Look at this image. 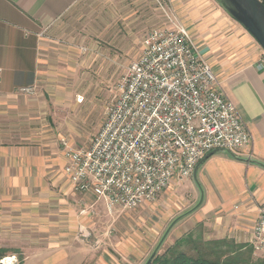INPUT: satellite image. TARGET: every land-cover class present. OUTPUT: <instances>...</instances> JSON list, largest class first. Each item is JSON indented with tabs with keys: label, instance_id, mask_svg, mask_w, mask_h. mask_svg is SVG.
Wrapping results in <instances>:
<instances>
[{
	"label": "crops",
	"instance_id": "0c3cea01",
	"mask_svg": "<svg viewBox=\"0 0 264 264\" xmlns=\"http://www.w3.org/2000/svg\"><path fill=\"white\" fill-rule=\"evenodd\" d=\"M84 2L0 0V196L7 203L14 196L10 207L19 208L14 214H19L21 207L16 198L21 196L22 176L41 179L49 175V68L59 61L56 51L61 43L67 50L62 46L60 51L68 55L79 50L76 48L84 39L78 28ZM170 3L181 19L180 8L190 10L183 26L252 135L251 145L239 154L218 151L197 168L191 183L195 205L185 223L189 230L203 226L211 241L251 246L257 209L264 203V70L257 68L263 52L211 0ZM22 89L34 93L28 95ZM249 152L252 160L247 164ZM82 196L86 205L92 206L94 198ZM44 218L48 223L49 217ZM57 236L69 234L61 231ZM45 237L49 238L47 230ZM20 251L11 254L24 256L18 258V264H119L116 256L100 245L81 248L62 243Z\"/></svg>",
	"mask_w": 264,
	"mask_h": 264
},
{
	"label": "rangeland",
	"instance_id": "374dc122",
	"mask_svg": "<svg viewBox=\"0 0 264 264\" xmlns=\"http://www.w3.org/2000/svg\"><path fill=\"white\" fill-rule=\"evenodd\" d=\"M211 2L235 22L215 0ZM82 10L78 28L84 39L76 48L79 50L68 55L60 51L67 50L61 43L56 51L59 61L49 68V175L41 179L22 176L21 196L16 195L19 214H14L19 208L10 207L13 195L10 203L0 196L5 200L0 202V248L9 251L0 264H18V258L24 256L11 254H21L22 248L62 243L81 248L100 245L119 264H145L156 248L157 254H163L187 234L211 241L203 226L189 230L185 223L195 205L192 178L174 182L143 210L109 212L103 202L94 198V206H87L84 196L72 192L63 174L67 161L62 148L90 146L106 118L116 84L140 55L146 35L159 28H184L183 21L190 14L187 8H180L181 19L170 0H85ZM61 231L69 237L57 236ZM251 258L263 260L264 255L253 252Z\"/></svg>",
	"mask_w": 264,
	"mask_h": 264
},
{
	"label": "built area",
	"instance_id": "2783aa9c",
	"mask_svg": "<svg viewBox=\"0 0 264 264\" xmlns=\"http://www.w3.org/2000/svg\"><path fill=\"white\" fill-rule=\"evenodd\" d=\"M257 68L264 70V54ZM105 116L88 148L62 151L72 192L92 196L109 212L153 202L171 182L192 178L207 154L237 155L252 143L241 113L181 26L149 32ZM251 160L249 152L245 161ZM250 245L264 255V203Z\"/></svg>",
	"mask_w": 264,
	"mask_h": 264
},
{
	"label": "trees",
	"instance_id": "16d2710c",
	"mask_svg": "<svg viewBox=\"0 0 264 264\" xmlns=\"http://www.w3.org/2000/svg\"><path fill=\"white\" fill-rule=\"evenodd\" d=\"M252 253L251 246L236 245L228 240L203 241L200 236L187 234L163 254L155 253L148 264H264V259L252 260ZM6 254L7 250L0 248V261Z\"/></svg>",
	"mask_w": 264,
	"mask_h": 264
},
{
	"label": "water",
	"instance_id": "95a60500",
	"mask_svg": "<svg viewBox=\"0 0 264 264\" xmlns=\"http://www.w3.org/2000/svg\"><path fill=\"white\" fill-rule=\"evenodd\" d=\"M217 2L224 12L254 39L264 54V4L258 0H217ZM217 152L218 151H213L207 154L196 166L193 176L197 168ZM177 220L172 222L169 226L161 242ZM157 249L158 248L155 249L150 258L156 253ZM150 258L145 264H148Z\"/></svg>",
	"mask_w": 264,
	"mask_h": 264
}]
</instances>
